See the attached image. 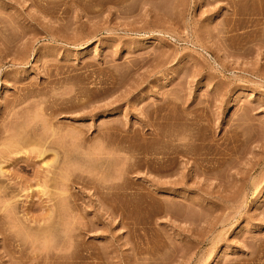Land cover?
Wrapping results in <instances>:
<instances>
[{
    "label": "rangeland",
    "instance_id": "obj_1",
    "mask_svg": "<svg viewBox=\"0 0 264 264\" xmlns=\"http://www.w3.org/2000/svg\"><path fill=\"white\" fill-rule=\"evenodd\" d=\"M0 167V264H264V0H0Z\"/></svg>",
    "mask_w": 264,
    "mask_h": 264
},
{
    "label": "bare ground",
    "instance_id": "obj_2",
    "mask_svg": "<svg viewBox=\"0 0 264 264\" xmlns=\"http://www.w3.org/2000/svg\"><path fill=\"white\" fill-rule=\"evenodd\" d=\"M2 170H3V169L0 167V174L4 172V171H2ZM71 173H72V171H71ZM68 175H70V174H68ZM72 175H73V174H71V176H72ZM64 176H66V177L63 178V180H66L67 178H69V177L67 176V174H65ZM74 176H75V175H74ZM67 181H68V180H67ZM67 181H65V185L67 184V186H68ZM71 181H72V180H71ZM71 183H72V182H71ZM116 184H117V183H114L115 188H116L117 186H119L120 183H118L117 186H116ZM114 185H113V186H114ZM118 188H119V187H118ZM67 190H69V188H68ZM66 193H70V192H66ZM66 195H67V194H66ZM69 195H70V194L67 195V201L69 200ZM105 195H106V194H105ZM105 195H103L104 197L101 196L102 199L105 198ZM262 195H264V193H262ZM70 196H71V195H70ZM71 197H72V196H71ZM71 197H70V198H71ZM68 202H70V200H69ZM70 203H72V201H71ZM72 205H73V203H72ZM70 206H71V205H70ZM72 207H73V206H72ZM72 207H70V208H72ZM52 211L54 212V210H52ZM52 211H50V212H52ZM53 212H52V214H53ZM52 214H51V213L48 214V219L51 221L50 223H55V220H54V222H53V218H55V216H54V214H53V216H52ZM47 222H49V221L47 220ZM47 222H46V224L44 225V227H46V225H48ZM43 223H44V222H43ZM50 223H49V225H50ZM4 238H7V236H5ZM256 252H257V250H256V251H252L251 254H255Z\"/></svg>",
    "mask_w": 264,
    "mask_h": 264
}]
</instances>
